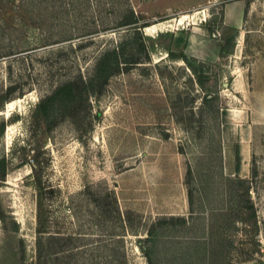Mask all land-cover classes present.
Returning a JSON list of instances; mask_svg holds the SVG:
<instances>
[{"label": "rangeland", "instance_id": "374dc122", "mask_svg": "<svg viewBox=\"0 0 264 264\" xmlns=\"http://www.w3.org/2000/svg\"><path fill=\"white\" fill-rule=\"evenodd\" d=\"M127 5L175 19L144 27L150 59L33 121L125 37ZM2 157L0 264H264V0H0Z\"/></svg>", "mask_w": 264, "mask_h": 264}, {"label": "trees", "instance_id": "16d2710c", "mask_svg": "<svg viewBox=\"0 0 264 264\" xmlns=\"http://www.w3.org/2000/svg\"><path fill=\"white\" fill-rule=\"evenodd\" d=\"M121 16L120 23L118 27H123L127 30L125 37L119 41L113 47L106 49L97 59L92 75L88 78L83 76L79 77L76 81H69L57 86L51 94L42 98L39 103L34 108L32 114V120H42L51 128L54 119L57 114L68 113L72 109H76L83 101L88 100L93 94L101 92L107 85L109 80L121 73L131 69V66L145 62V60L150 59L149 48L147 43V36L144 34V27L149 24L140 23V18L136 14L132 6L127 5ZM91 33H81L76 34L77 37H85ZM75 38V35H69L63 40H54L52 43H58L60 41L71 40ZM233 45V44H232ZM173 54V53H171ZM183 59L187 62V57L183 56ZM197 82L202 88L205 84L206 75L194 69ZM217 98V97H216ZM210 101L207 96L204 97V102ZM214 101V98L211 100ZM5 129V123L1 125V133ZM7 162L5 157L0 158V179H3L6 175ZM238 184H245V199L244 202L240 204L239 220L245 222L246 219H251L252 216L256 217L255 205L250 197V184L246 179H239ZM192 200V201H191ZM191 204L193 206V199H191ZM247 208V218L243 217L244 209ZM0 218L3 215L0 213ZM252 220V219H251ZM186 225L188 219L185 217H171L170 219L160 220L159 225ZM156 225V224H155ZM149 230V235L147 239H151L153 233L157 226ZM202 251H207L206 246L199 242V247ZM149 253V252H147Z\"/></svg>", "mask_w": 264, "mask_h": 264}, {"label": "bare ground", "instance_id": "6f19581e", "mask_svg": "<svg viewBox=\"0 0 264 264\" xmlns=\"http://www.w3.org/2000/svg\"><path fill=\"white\" fill-rule=\"evenodd\" d=\"M173 23H174L173 20L162 21L161 23H159L155 26L146 27L145 30H146V33L148 35H154V34H157L159 31L163 32V30H165L168 26H172ZM8 104H9L8 107L11 108L13 106V104H15V103H13V101H11Z\"/></svg>", "mask_w": 264, "mask_h": 264}, {"label": "crops", "instance_id": "0c3cea01", "mask_svg": "<svg viewBox=\"0 0 264 264\" xmlns=\"http://www.w3.org/2000/svg\"><path fill=\"white\" fill-rule=\"evenodd\" d=\"M188 17H189L188 14H183V15L180 16L179 19H177V22H178V23H182L183 21H185L186 19H188ZM170 20L175 21V19H170ZM182 20H183V21H182ZM161 22H162V21H161ZM161 22H158V23L153 24V25H150V26H155V25H157V24H159V23H161ZM148 27H149V26H148Z\"/></svg>", "mask_w": 264, "mask_h": 264}]
</instances>
